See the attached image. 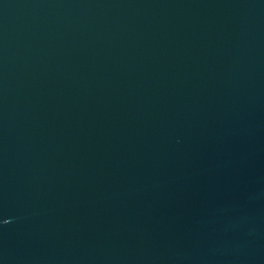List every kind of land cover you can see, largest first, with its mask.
<instances>
[{
  "label": "water",
  "instance_id": "obj_1",
  "mask_svg": "<svg viewBox=\"0 0 264 264\" xmlns=\"http://www.w3.org/2000/svg\"><path fill=\"white\" fill-rule=\"evenodd\" d=\"M0 264H264V0H0Z\"/></svg>",
  "mask_w": 264,
  "mask_h": 264
}]
</instances>
